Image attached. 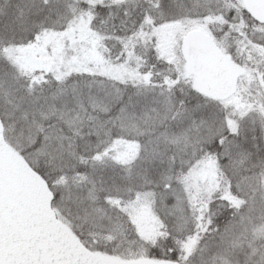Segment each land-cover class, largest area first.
I'll list each match as a JSON object with an SVG mask.
<instances>
[{
	"label": "snow or ice",
	"instance_id": "6c2138e0",
	"mask_svg": "<svg viewBox=\"0 0 264 264\" xmlns=\"http://www.w3.org/2000/svg\"><path fill=\"white\" fill-rule=\"evenodd\" d=\"M0 264H264V0H0Z\"/></svg>",
	"mask_w": 264,
	"mask_h": 264
}]
</instances>
